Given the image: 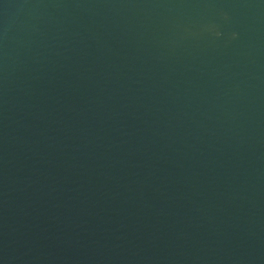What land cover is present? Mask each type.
<instances>
[{"label":"water","instance_id":"95a60500","mask_svg":"<svg viewBox=\"0 0 264 264\" xmlns=\"http://www.w3.org/2000/svg\"><path fill=\"white\" fill-rule=\"evenodd\" d=\"M0 264H264V0H0Z\"/></svg>","mask_w":264,"mask_h":264}]
</instances>
